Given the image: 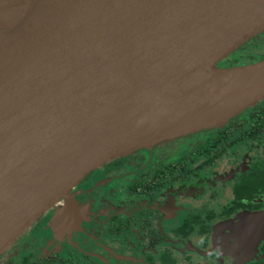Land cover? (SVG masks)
I'll use <instances>...</instances> for the list:
<instances>
[{"label": "water", "instance_id": "95a60500", "mask_svg": "<svg viewBox=\"0 0 264 264\" xmlns=\"http://www.w3.org/2000/svg\"><path fill=\"white\" fill-rule=\"evenodd\" d=\"M263 33L264 0H0V257L92 171L263 102L264 58L220 66ZM224 228L245 264L264 211Z\"/></svg>", "mask_w": 264, "mask_h": 264}, {"label": "flooded vegetation", "instance_id": "af4514ba", "mask_svg": "<svg viewBox=\"0 0 264 264\" xmlns=\"http://www.w3.org/2000/svg\"><path fill=\"white\" fill-rule=\"evenodd\" d=\"M261 103L223 128L168 141L153 154L141 149L92 171L73 189L68 212L66 205L57 209L63 200L32 225L31 240L40 238L34 251L19 257L18 239V251L8 249L0 264H234L246 257L243 233L224 227L244 212L264 211V124L250 128L260 113L249 112ZM117 179L122 183L114 187ZM195 182L197 193L190 186ZM82 234L89 250L79 245ZM263 256L264 240L245 264Z\"/></svg>", "mask_w": 264, "mask_h": 264}, {"label": "rangeland", "instance_id": "374dc122", "mask_svg": "<svg viewBox=\"0 0 264 264\" xmlns=\"http://www.w3.org/2000/svg\"><path fill=\"white\" fill-rule=\"evenodd\" d=\"M261 38H263V36H260V39ZM247 52H249L250 54H255V53H262V55H264V47L263 46H261V45H255V47H251L250 49H248V50H246ZM231 58H233V57H231ZM231 58L229 59V60H231ZM261 56L260 57H258V60H261ZM231 63V62H230ZM228 64V65H224V66H233L234 64ZM261 104H264V101L261 103ZM168 143V141L167 142H163V143H160V144H157V145H155V146H153V147H151V150H149L150 152H151V154H153V151H154V149L155 148H157L158 146H160V145H164V144H167ZM248 144H250L251 142H247ZM134 175L133 176H136L137 174H139L138 173V169H136L135 167H134ZM122 183V181L121 180H119V179H117V181L115 180V182L113 183V186L114 187H119L120 186V184ZM199 182H195V183H193L192 185H190V186H192L193 188H194V193H197L198 192V188H199ZM82 188H84L83 186H81ZM65 202H66V200H64V202H62L60 205H58V207H57V209H59V210H61V208L64 206V205H67L68 203L66 202V204H65ZM106 204H108V202H106ZM69 206H71V204H69ZM105 206V204H103V206L101 207V210H102V208ZM36 227L37 226H34V227H32V229L28 232V236H27V238L25 237V234H24V236L22 237V238H20L19 240H18V243H16V245H19V249H21V251H20V255H19V257H21L22 255H25V250L26 251H28L29 253H31V252H33L34 250L32 249V250H29L35 243L37 244L39 241H40V238H36V239H34V240H31V238L33 237V235L35 234V232H34V230L36 229ZM26 239H25V238ZM81 237H84V238H81ZM24 238V239H23ZM21 239H23L22 241H21ZM57 239H59V237L58 238H55V240H53V241H51V243H55L56 241H58ZM21 241V242H20ZM26 241H29V245L28 246H26V247H24V244H25V242ZM80 244H79V243ZM78 244L79 245H81V246H83V248H85L86 250H89V249H87V247H88V243L86 242V237H85V235H83L82 234V236H80L79 238H78ZM15 245V246H16ZM69 245H71V244H69ZM15 246H11L10 248H9V250H8V252H10V250L13 252H17L18 251V248H16ZM89 246H90V243H89ZM76 247V246H75ZM76 250V249H75ZM31 251V252H30ZM76 252V251H74V248L73 249H70V251H67V252ZM80 251H83L82 249H80ZM84 252V251H83ZM82 253H80V256H82V255H84V254H82ZM98 254V253H97Z\"/></svg>", "mask_w": 264, "mask_h": 264}, {"label": "trees", "instance_id": "16d2710c", "mask_svg": "<svg viewBox=\"0 0 264 264\" xmlns=\"http://www.w3.org/2000/svg\"><path fill=\"white\" fill-rule=\"evenodd\" d=\"M260 36H263V38L260 39ZM258 44L264 47V33L260 34L258 37L254 38L253 40H251L250 42L245 44L241 49H239L236 53H234L231 56L233 58L230 57L231 60H229L230 58H228L227 60L222 62L220 64V66L228 65L230 62H231L230 64H234V65H241V64L256 62V61H258V57H260V56L262 57L261 59H263L264 55H262V53L250 54L249 52L246 51V50L250 49L251 47H255V45H258ZM256 109L254 111L251 110L249 112L260 113V117L254 118V123L250 128L261 129L262 125L264 124V107L261 108L260 110H256ZM238 127L241 128L242 126L238 125ZM22 264H29V263L23 262ZM33 264H49V262L39 260ZM254 264H264V261H259V262H256Z\"/></svg>", "mask_w": 264, "mask_h": 264}, {"label": "bare ground", "instance_id": "6f19581e", "mask_svg": "<svg viewBox=\"0 0 264 264\" xmlns=\"http://www.w3.org/2000/svg\"><path fill=\"white\" fill-rule=\"evenodd\" d=\"M204 130V129H203ZM200 132V131H199ZM194 134V133H193ZM180 136H182V135H180ZM175 139V138H174ZM170 140V139H169ZM169 140H167V141H169ZM171 140H173V139H171ZM144 148H146V149H148V147H144Z\"/></svg>", "mask_w": 264, "mask_h": 264}]
</instances>
